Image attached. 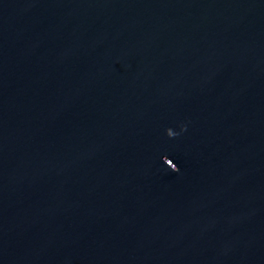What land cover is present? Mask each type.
Masks as SVG:
<instances>
[{"label":"water","instance_id":"water-1","mask_svg":"<svg viewBox=\"0 0 264 264\" xmlns=\"http://www.w3.org/2000/svg\"><path fill=\"white\" fill-rule=\"evenodd\" d=\"M0 264H264V0H0Z\"/></svg>","mask_w":264,"mask_h":264}]
</instances>
